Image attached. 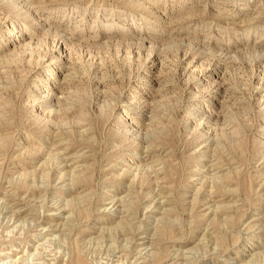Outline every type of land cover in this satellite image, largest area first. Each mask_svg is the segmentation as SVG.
Returning <instances> with one entry per match:
<instances>
[{"label":"rangeland","instance_id":"obj_1","mask_svg":"<svg viewBox=\"0 0 264 264\" xmlns=\"http://www.w3.org/2000/svg\"><path fill=\"white\" fill-rule=\"evenodd\" d=\"M0 264H264V0H0Z\"/></svg>","mask_w":264,"mask_h":264}]
</instances>
